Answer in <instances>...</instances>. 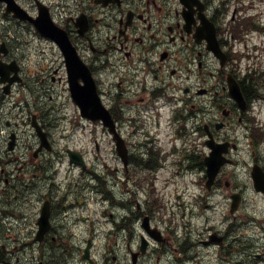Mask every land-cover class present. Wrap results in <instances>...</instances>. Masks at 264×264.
Segmentation results:
<instances>
[{
	"label": "flooded vegetation",
	"instance_id": "af4514ba",
	"mask_svg": "<svg viewBox=\"0 0 264 264\" xmlns=\"http://www.w3.org/2000/svg\"><path fill=\"white\" fill-rule=\"evenodd\" d=\"M47 1L51 17L65 30L84 68H89L97 94L126 140L130 142L136 133L130 128L125 134V126L143 119L142 141H137L140 154L131 150L130 161L140 156L141 164H153L151 158L145 160L154 141L148 116L157 109L170 110L175 100L187 112L176 120H185L186 134L196 116L217 141L229 140L240 127L239 152L247 140L249 165L264 167V135L258 128L264 124L257 120L258 110L249 111L255 92L251 70L236 63L237 53L253 46L251 34L257 30L242 20L259 0ZM17 2L30 13L27 20L15 18L7 4L0 3V264H69L70 259L63 257V241L70 235L69 221L75 226L80 222L78 209L85 204L86 191L80 181L86 168L64 165L69 161L64 140L70 129L85 132L87 122L95 124L80 114L73 100L70 74L74 71L67 54L31 21L38 16V5L32 0ZM238 38L243 49L235 48ZM231 77L240 85L244 106L229 94ZM84 83L81 75L77 85L82 91ZM175 119L172 116L170 121ZM45 134L47 141L42 140ZM106 136L113 142L110 134ZM113 150V158L119 160L115 146ZM198 167L202 198L206 192L231 204L233 192L245 190L241 183L225 182L229 177L225 167L209 191L203 163ZM188 168L192 171V166ZM44 212L49 224L41 232ZM113 234H103L99 264L125 263V249L122 255L108 243ZM158 249L156 244L141 256V264H155L150 258ZM234 249L221 232L198 233L176 238L167 256L171 264H226L227 250Z\"/></svg>",
	"mask_w": 264,
	"mask_h": 264
},
{
	"label": "rangeland",
	"instance_id": "374dc122",
	"mask_svg": "<svg viewBox=\"0 0 264 264\" xmlns=\"http://www.w3.org/2000/svg\"><path fill=\"white\" fill-rule=\"evenodd\" d=\"M262 8H264V3L262 4ZM252 40L254 42H256L257 44L261 45V47L257 51V54H258L257 56H258V62L261 63V65L263 67V68H259V69H260L261 73L264 75V37L261 36L258 32H256L253 34ZM250 43H253V42L250 41ZM263 119H264V110H263ZM90 128L91 127L88 126V130ZM81 134H83V133H81ZM79 135H80L79 131H76V133L72 137L69 138L68 143L70 146L79 147V145H80V143L78 141ZM105 140L106 141H104V149H102L101 151L103 152V156H108V157L105 159L104 158H98L96 156V154H92V155L88 156L87 161L89 162L90 160H92V162L94 163V166L97 167L98 171L100 170L102 172V184L106 186L107 184L104 180L110 179V177L112 175L111 166L114 164L115 161L109 155L110 153L107 154V152L111 151V145L109 144L111 142H109V139L107 136H105ZM92 147L94 148V144ZM108 164H109V166H108ZM120 177L122 178L123 176L121 175ZM119 183H121V180H119ZM159 183H161V181H159ZM85 184H87V183L85 182ZM119 185H121V184H119ZM171 185H169V187H171ZM161 188L163 189V184L161 185ZM120 190L121 189H119V193H120ZM122 192H123V190H122ZM122 199H123V197H122ZM167 208H168V206L166 205V203L162 202L161 209L166 210ZM213 209L214 208H210L209 212L213 213ZM225 211H226V207H225ZM116 214L121 215V214H123V211L120 208H118ZM240 214H241V220H242L241 232L246 233L249 236H254L253 239H257V244L253 247L252 252L255 253L256 251H258L259 253H261L260 255H262L264 258V228H262V223H263V219H264V204H260L259 206H255V207H247L244 210L241 209ZM220 215H221V211H220ZM252 217H254V220L252 222H255L256 224L252 223V225H250V224L248 225V223ZM238 226H240L239 222H238Z\"/></svg>",
	"mask_w": 264,
	"mask_h": 264
},
{
	"label": "bare ground",
	"instance_id": "6f19581e",
	"mask_svg": "<svg viewBox=\"0 0 264 264\" xmlns=\"http://www.w3.org/2000/svg\"><path fill=\"white\" fill-rule=\"evenodd\" d=\"M109 196L114 199V197L112 195H109Z\"/></svg>",
	"mask_w": 264,
	"mask_h": 264
}]
</instances>
